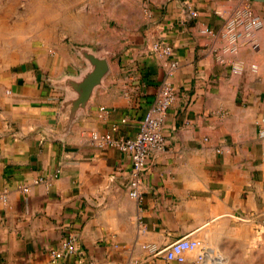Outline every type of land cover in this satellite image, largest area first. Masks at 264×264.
Wrapping results in <instances>:
<instances>
[{
	"label": "crops",
	"instance_id": "0c3cea01",
	"mask_svg": "<svg viewBox=\"0 0 264 264\" xmlns=\"http://www.w3.org/2000/svg\"><path fill=\"white\" fill-rule=\"evenodd\" d=\"M32 2L46 21L31 56L0 75V264H49L70 236L76 252L60 264H176L160 253L174 241L193 236L220 251L215 227L263 220L264 26L236 55L202 33L219 32L239 0ZM252 7L264 22V0ZM157 41L179 63L176 100L139 202L128 195L129 156L91 134L138 132L167 70ZM79 48L105 58L109 72L68 124L76 95L65 83L89 69Z\"/></svg>",
	"mask_w": 264,
	"mask_h": 264
},
{
	"label": "built area",
	"instance_id": "2783aa9c",
	"mask_svg": "<svg viewBox=\"0 0 264 264\" xmlns=\"http://www.w3.org/2000/svg\"><path fill=\"white\" fill-rule=\"evenodd\" d=\"M253 0H239L238 7L226 19L223 28L215 32L209 27H204L202 33L213 38H222L227 45L224 53H233L238 50L237 45L240 38H251L253 34L264 26L263 20L256 15L252 7ZM191 16L196 17L197 13L192 11ZM240 36V37H239ZM152 51L167 59V70L156 93L152 105L147 110L138 132L132 138H114L109 134H91L92 143L99 148L112 147L129 156L132 164L131 177L127 185L128 195L131 199L142 201L144 175L147 170V163L155 153L165 150L166 140L162 133L163 126L168 112L176 100V89L174 77L179 70V63L174 59V50L171 45L157 41L152 45ZM220 61L223 58L218 56ZM258 137L264 139V117L257 123ZM116 130V128H114ZM220 152V150H217ZM42 180L36 181V183ZM24 193L29 191L28 187H22ZM0 199L7 202L6 191L0 192ZM76 252V238L70 236L65 239L59 249L50 252L49 264H60L67 256ZM164 258L172 263L186 264L189 255L192 254V264H227V258L220 251L210 249L206 241L193 236H186L174 241L161 252Z\"/></svg>",
	"mask_w": 264,
	"mask_h": 264
},
{
	"label": "rangeland",
	"instance_id": "374dc122",
	"mask_svg": "<svg viewBox=\"0 0 264 264\" xmlns=\"http://www.w3.org/2000/svg\"><path fill=\"white\" fill-rule=\"evenodd\" d=\"M32 5H37V2L0 0V75L31 56L32 46L39 37L36 25L46 21V17L35 14ZM242 39L246 38L239 39L238 50L231 54L236 55L239 51ZM262 219L259 223L251 217H240L230 230L224 231V224L220 226L221 233L215 227L217 234H221L220 240L212 239L211 244L224 253L227 264H264V217Z\"/></svg>",
	"mask_w": 264,
	"mask_h": 264
},
{
	"label": "water",
	"instance_id": "95a60500",
	"mask_svg": "<svg viewBox=\"0 0 264 264\" xmlns=\"http://www.w3.org/2000/svg\"><path fill=\"white\" fill-rule=\"evenodd\" d=\"M80 55L88 62L89 69L80 80L70 79L65 85L76 95L67 105L68 121L71 124L80 109L88 104L96 87L101 85L105 76L109 72V64L105 58L98 56L90 49L79 48Z\"/></svg>",
	"mask_w": 264,
	"mask_h": 264
}]
</instances>
